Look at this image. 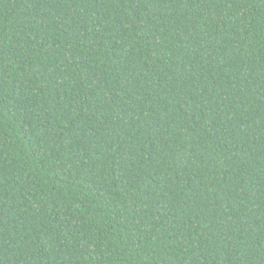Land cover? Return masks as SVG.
<instances>
[{
    "label": "trees",
    "instance_id": "obj_1",
    "mask_svg": "<svg viewBox=\"0 0 264 264\" xmlns=\"http://www.w3.org/2000/svg\"><path fill=\"white\" fill-rule=\"evenodd\" d=\"M0 264H264V0H0Z\"/></svg>",
    "mask_w": 264,
    "mask_h": 264
}]
</instances>
